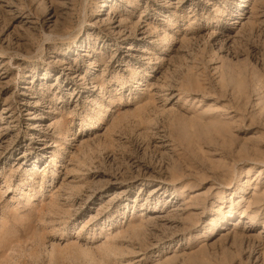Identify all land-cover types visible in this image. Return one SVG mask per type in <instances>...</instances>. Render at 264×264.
Masks as SVG:
<instances>
[{"label": "rangeland", "instance_id": "obj_1", "mask_svg": "<svg viewBox=\"0 0 264 264\" xmlns=\"http://www.w3.org/2000/svg\"><path fill=\"white\" fill-rule=\"evenodd\" d=\"M0 264H264V0H0Z\"/></svg>", "mask_w": 264, "mask_h": 264}]
</instances>
